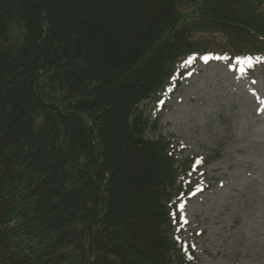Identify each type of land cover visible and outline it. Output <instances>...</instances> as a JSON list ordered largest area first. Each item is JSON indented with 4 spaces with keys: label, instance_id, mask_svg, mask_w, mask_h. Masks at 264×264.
Returning <instances> with one entry per match:
<instances>
[{
    "label": "trees",
    "instance_id": "1",
    "mask_svg": "<svg viewBox=\"0 0 264 264\" xmlns=\"http://www.w3.org/2000/svg\"><path fill=\"white\" fill-rule=\"evenodd\" d=\"M191 56L264 65V0H0V264H195L141 110Z\"/></svg>",
    "mask_w": 264,
    "mask_h": 264
},
{
    "label": "rangeland",
    "instance_id": "2",
    "mask_svg": "<svg viewBox=\"0 0 264 264\" xmlns=\"http://www.w3.org/2000/svg\"><path fill=\"white\" fill-rule=\"evenodd\" d=\"M186 64L164 104L141 106L158 121L148 139L175 143L181 162L205 160L176 198L174 239L191 247L195 264H264V66L245 74L211 58Z\"/></svg>",
    "mask_w": 264,
    "mask_h": 264
}]
</instances>
